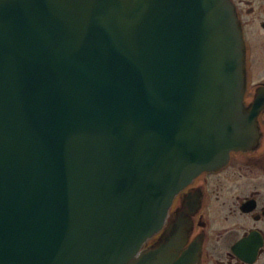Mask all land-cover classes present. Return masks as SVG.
<instances>
[{
  "label": "water",
  "instance_id": "95a60500",
  "mask_svg": "<svg viewBox=\"0 0 264 264\" xmlns=\"http://www.w3.org/2000/svg\"><path fill=\"white\" fill-rule=\"evenodd\" d=\"M230 0H0V264H199L178 193L258 145Z\"/></svg>",
  "mask_w": 264,
  "mask_h": 264
},
{
  "label": "flooded vegetation",
  "instance_id": "af4514ba",
  "mask_svg": "<svg viewBox=\"0 0 264 264\" xmlns=\"http://www.w3.org/2000/svg\"><path fill=\"white\" fill-rule=\"evenodd\" d=\"M230 1L246 44L245 107L258 114L259 143L232 151L226 165L183 188L167 225L145 249L179 222L185 248L199 252V264H264V0Z\"/></svg>",
  "mask_w": 264,
  "mask_h": 264
}]
</instances>
